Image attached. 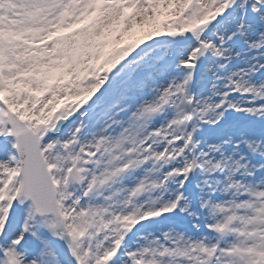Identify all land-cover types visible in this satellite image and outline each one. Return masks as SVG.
<instances>
[{
    "label": "snow or ice",
    "instance_id": "1",
    "mask_svg": "<svg viewBox=\"0 0 264 264\" xmlns=\"http://www.w3.org/2000/svg\"><path fill=\"white\" fill-rule=\"evenodd\" d=\"M0 264H264V0H0Z\"/></svg>",
    "mask_w": 264,
    "mask_h": 264
}]
</instances>
